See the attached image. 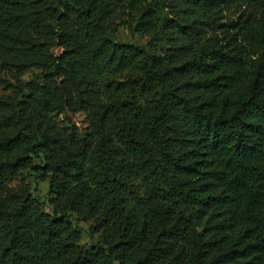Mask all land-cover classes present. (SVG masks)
Returning a JSON list of instances; mask_svg holds the SVG:
<instances>
[{"label":"trees","instance_id":"1","mask_svg":"<svg viewBox=\"0 0 264 264\" xmlns=\"http://www.w3.org/2000/svg\"><path fill=\"white\" fill-rule=\"evenodd\" d=\"M48 1L55 20L78 27L53 35L60 57L47 53L51 41L27 39L33 21L18 13L20 1L0 0V48L36 54L34 66L45 70L21 100H0V110L15 112L0 121V186L34 171L50 182L54 212L19 197L1 203L0 261L264 264V0H164L185 22L164 23L165 55L117 42L107 30L114 6L127 4L141 14L135 32L157 31L144 0ZM99 85L108 101L98 112L99 144L84 139L57 156L52 146L61 141L39 135V126L57 103L69 114L92 107ZM142 98L151 114L139 126L124 114ZM112 135L146 170L145 221L137 230L125 205L117 206L122 191L134 194L129 180L108 184L92 173L101 199L118 200L107 205L113 227L102 222L103 242L87 250L70 214L84 211L88 166L118 154ZM39 154L47 157L42 169L34 165Z\"/></svg>","mask_w":264,"mask_h":264},{"label":"rangeland","instance_id":"2","mask_svg":"<svg viewBox=\"0 0 264 264\" xmlns=\"http://www.w3.org/2000/svg\"><path fill=\"white\" fill-rule=\"evenodd\" d=\"M21 3L18 13L22 15H31L33 21L32 27L28 30L27 39L35 43H45L50 41L53 46H49L48 54L54 57H60L64 49L59 46V39L53 42V35H63L64 33H75L78 29L74 22H59L52 16L49 8L52 7L50 1L42 2L40 0H18ZM142 11L152 10L154 12V23L157 24V31L154 33H138L135 27L141 14L133 12L127 4H117L107 21V30L109 35H113L117 42L133 44L144 48L150 53L165 55L168 52L166 40L163 36V25L169 20L184 22L179 13L164 0H144L141 5ZM53 10V9H52ZM61 11V9L59 10ZM185 23V22H184ZM39 57L36 54L25 52H11L5 48H0V100L10 99L12 101L21 100L27 95V85L30 83L41 84L44 81L45 70L42 67L34 66ZM77 100V97H76ZM93 106L87 110L79 109L74 114H69L67 110L57 103L56 107L48 114V120L39 126V135H45L46 139L55 138L61 141V144H55L57 156L67 154L76 149L78 141L84 139H93L99 144L100 138L96 132V122L98 112L102 106H107L108 101L103 96V86L96 87L92 94ZM238 101H240L238 99ZM151 107L147 98L136 100L133 105V111L125 112L126 120L134 125H142L150 119ZM15 117L13 110H0V121ZM113 132H115L113 128ZM3 135L6 133L2 132ZM143 135L142 129L139 136ZM112 141L119 150L117 155H107L103 164L93 163L88 166V175L81 183L88 185L84 211L82 213H71L70 221L78 229L81 235V245L90 250L92 247L100 245L104 240V228H100L102 222L109 221L108 227H113L116 219L114 213L107 210V205L117 201L114 195L106 194V199H101L102 186H99L92 173H99L102 180L111 183L112 177L127 179L131 182L134 194H128L122 191V197L117 206L125 205L126 212L132 219L134 228L140 230L145 221V188L146 182L143 178L144 166L128 156L120 147L116 136L112 135ZM151 146L150 142H147ZM154 156L157 157L155 149H152ZM46 154H39L34 158V165L43 168V159ZM114 186V183L111 184ZM100 195L97 197V194ZM19 197L23 200L29 199L39 205V208L45 212L53 214L50 205L51 185L49 180L38 177L34 171H20L11 179L0 186V205L11 198ZM113 233V229L107 234ZM147 237L143 239L142 245L145 246ZM59 257L51 258L47 261H39L33 264H57ZM0 264H3L0 261Z\"/></svg>","mask_w":264,"mask_h":264}]
</instances>
